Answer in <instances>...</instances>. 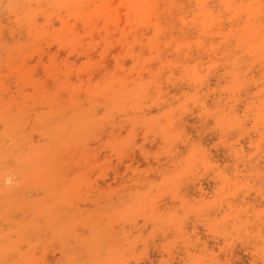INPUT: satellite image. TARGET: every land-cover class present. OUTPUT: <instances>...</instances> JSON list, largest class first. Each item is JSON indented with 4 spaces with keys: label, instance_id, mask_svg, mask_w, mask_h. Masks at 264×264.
Here are the masks:
<instances>
[{
    "label": "rangeland",
    "instance_id": "374dc122",
    "mask_svg": "<svg viewBox=\"0 0 264 264\" xmlns=\"http://www.w3.org/2000/svg\"><path fill=\"white\" fill-rule=\"evenodd\" d=\"M198 1L0 0V264H264V0Z\"/></svg>",
    "mask_w": 264,
    "mask_h": 264
},
{
    "label": "bare ground",
    "instance_id": "6f19581e",
    "mask_svg": "<svg viewBox=\"0 0 264 264\" xmlns=\"http://www.w3.org/2000/svg\"><path fill=\"white\" fill-rule=\"evenodd\" d=\"M115 1H116V0H115ZM141 1H144L143 5H141V4L137 5L140 14L145 15L146 13H148L149 10H153V9L155 8L154 5H155L156 0H141ZM177 2H178V1H177ZM213 2H215V1H213ZM140 3H141V2H140ZM156 3H157V2H156ZM113 4H114V3H113ZM113 4H112V5H113ZM198 5H199V6L201 7V9L203 10V13L205 12L204 14L209 15V13L207 12L208 5H209L207 0H199V1H198ZM152 7H153V8H152ZM121 9H123V8H121ZM119 10H120V8H119ZM3 11H5V10H3ZM120 11H121V10H120ZM2 14H3V13H2ZM124 15H125V14H124ZM122 17H123V16H122ZM122 20H123V19H122ZM2 22H3V21H2ZM120 23H121V22H120ZM146 23H147V24H150L149 21H147ZM209 26H210V24H206V25H205V27H209ZM127 27H128V26H127ZM156 28H157V27H156ZM142 30H143V29H142ZM158 30H159V29H158ZM16 36H17V35H16ZM24 37H25V36H24ZM128 39H129V38H128ZM143 40H144V39H143ZM116 49H117V48H116ZM134 49H135V48H134ZM112 50H113V49H112ZM110 51H111V50H110ZM145 51H146V50H145ZM113 52H114V51H113ZM61 53H63V52H61ZM64 53H65V52H64ZM94 53H95V52H94ZM107 55H108V54H107ZM109 56H110V55H109ZM109 56H105L104 59H106V58L109 57ZM71 58H72V57H71ZM79 58H80V57H79ZM82 58H83V57H82ZM106 61H109V60H106ZM106 61H105V62H106ZM103 62H104V61H103ZM109 62H111V60H110ZM126 62H127V61H126ZM128 62H129V61H128ZM127 64H129V63H127ZM109 65H110V63L107 64L108 67H110ZM125 65H126V64H125ZM153 65H154V64H153ZM107 66H106V67H107ZM257 67H258V66H257ZM141 74H142V73H141ZM96 75H97V74H95V76H96ZM133 75H134V74H133ZM90 77H91V76H90ZM130 77H131V76H130ZM50 79H51V78H50ZM197 79H198V81L201 80V82H200L199 85L202 86V85L204 84L202 78H201V77H198ZM71 80H72V79H71ZM128 86H129V85H128ZM82 87H83V86H82ZM28 89H29V88H28ZM82 93H83V92H82ZM82 93H81V94H82ZM108 93H109V92H108ZM81 94H80V95H81ZM82 95H83V94H82ZM5 96H6V95H5ZM76 97H77V95H76ZM154 97H155V96H154ZM164 97H165V96H164ZM99 100H100V99H99ZM67 101H68V100H67ZM175 102H176V101H175ZM87 103H88V102H87ZM84 104H85V103H84ZM84 104H83V105H84ZM64 106H65V105H64ZM71 108H72V110H73V107H72V106H71ZM34 109H36V108H34ZM37 109H38V108H37ZM31 110H33V109H31ZM69 110L71 111V109H69ZM102 110H103V109H102ZM102 110H101V109L98 110V113H99V111H102ZM70 111L67 112V113H70ZM78 114H79V113H78ZM30 115H31V114H30ZM32 115H33V114H32ZM118 116H119V115H118ZM80 117H81V116H80ZM55 119H56V118H55ZM99 121H100V120H99ZM47 123H49V122H47ZM68 124H69V123H68ZM68 124H67V125H68ZM88 125H89V124H88ZM106 131H107V130H106ZM58 133H59V132H58ZM83 134H84V133H83ZM138 134H139V133H138ZM83 136H84V135H83ZM5 137H6V136H5ZM7 141H8V139H7ZM34 141H35V140H34ZM40 141H42V139H41ZM8 142H9V141H8ZM52 142H53V141H52ZM156 142H157V141H156ZM52 144H53V143H52ZM11 145H12V144H11ZM151 147H152V146H151ZM152 149H153V148H152ZM15 152H16V150H15ZM50 152H51V151H50ZM13 153H14V152H13ZM41 153H42V151H41ZM15 154H16V153H15ZM15 154H14V155H15ZM106 155H107V154H106ZM14 157H15V156H14ZM135 157H136V156H135ZM60 159H61V158H60ZM9 160H10V159H9ZM10 161H11V160H10ZM10 161H9V162H10ZM11 162H12V161H11ZM12 164L15 165V163H12ZM12 164H11V166H12ZM56 166H57V165H56ZM121 166H122V165H121ZM121 172H122V171H121ZM13 173H14V171H13ZM12 176H13V174H12ZM14 176H15V175H14ZM14 176H13V177H14ZM154 176H155V175H154ZM154 176H153V177H154ZM18 178H19V177H18ZM159 178H160V176H159ZM3 180H4V179H3ZM9 180H11V183H12V184H11L12 186L9 187V190H10V188L13 187V182H16V180L13 179L12 177H11V178L9 177ZM105 182H106V181H105ZM21 186H22V185H21ZM100 186H101V185H100ZM104 186H105V184H104ZM114 186H115V185H114ZM110 187H112V186H110ZM33 190H34V189H33ZM33 190H31V191L34 192ZM40 190H42V189H40ZM31 191H30V193H31ZM38 192H39V190H38ZM34 193H35V192H34ZM41 193H42V192H41ZM43 193H44V192H43ZM92 197H93V196H92ZM258 201H259V200H258ZM80 204H81V203L79 202V205H80ZM261 204H262V203H261ZM91 205H92V204H91ZM263 205H264V204H263ZM92 206H93V205H92ZM92 206H91V207H92ZM14 210H15V209H14ZM30 210H31V209H30ZM13 212H14V211H13ZM13 214H14L13 216H16L15 213H13ZM20 215H21V213H20ZM17 216H18V214H17ZM116 219H117V218H116ZM141 221H142V220H141ZM141 221H140V222H141ZM42 223H43V222H42ZM113 224H114V222H113ZM119 224H120V223H119ZM119 224H118V225H119ZM231 225H232V224H231ZM114 226H116V223L114 224ZM229 226H230V225H229ZM79 228H81V227H79ZM115 228H116V227H115ZM149 228H150V227H149ZM251 228H252V227H251ZM147 229H148V228H147ZM85 230H86V229H85ZM87 230H88V229H87ZM87 230H86V231H87ZM86 233H87V232H86ZM47 235H48V234H47ZM105 235H106V234H105ZM14 237H15V235H14ZM3 244H4V243H3ZM46 244H47V243H46ZM46 247H47V246H46ZM54 247H55V246H54ZM24 248H25V247H24ZM24 248H23V249H24ZM37 248H38V247H37ZM38 249L40 250V247H39ZM54 249H55V248H54ZM15 256H16V254H15ZM15 256H14V257H15ZM55 259H56V258H55Z\"/></svg>",
    "mask_w": 264,
    "mask_h": 264
}]
</instances>
